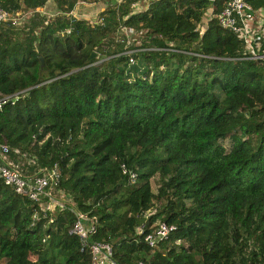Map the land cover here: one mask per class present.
Returning a JSON list of instances; mask_svg holds the SVG:
<instances>
[{"label": "trees", "instance_id": "trees-1", "mask_svg": "<svg viewBox=\"0 0 264 264\" xmlns=\"http://www.w3.org/2000/svg\"><path fill=\"white\" fill-rule=\"evenodd\" d=\"M46 1L0 0L21 15L0 21V144L24 173L56 162L67 199L46 208L0 178V264H92L75 209L118 264H263L264 58L220 25L223 0ZM81 1L102 20L71 19ZM162 220L175 228L149 245Z\"/></svg>", "mask_w": 264, "mask_h": 264}, {"label": "built area", "instance_id": "built-area-1", "mask_svg": "<svg viewBox=\"0 0 264 264\" xmlns=\"http://www.w3.org/2000/svg\"><path fill=\"white\" fill-rule=\"evenodd\" d=\"M133 5L136 9L142 7V4L138 1ZM259 9L253 8L248 0H223L222 8L216 14L220 25L232 30L243 41L250 58H264V51L259 50L258 42L259 36L264 32V18H260L257 15V10ZM68 16L72 19L76 15L71 11ZM4 20H10L11 23L17 24L21 21V15L19 13L11 14L8 9L0 4V21ZM101 20L102 17H99V15L95 19H90L92 22ZM204 25L205 22L202 21L198 28L200 33L204 29ZM69 29L70 25L66 28V31H69ZM127 30L129 31L127 27H122L123 32H127ZM117 38L122 40L121 37L117 36ZM132 50L133 48H129L124 50V52L129 53ZM129 59L133 60L132 57ZM12 97L13 94L0 93V107L6 101L11 100ZM6 151L7 146L0 144V178L6 185L16 193L24 195L31 200L39 202L42 198L47 197V201L55 202L54 206H64V201L60 200L59 202L52 197V191L56 189L61 174L60 167L56 162L51 166L37 167L30 173H24L17 163H13L6 156ZM129 174L131 177L135 175L131 171ZM49 204L45 207L49 208ZM74 213L75 218L69 231L78 236L83 246H87L91 263L118 264L112 257V247L108 241L90 239L96 226L95 217L78 209H75ZM174 228V223L162 220L157 222L150 231L146 232L143 238L149 245H154L159 240L166 238ZM138 229L142 231V226H139ZM133 264H144V261L138 260Z\"/></svg>", "mask_w": 264, "mask_h": 264}, {"label": "crops", "instance_id": "crops-1", "mask_svg": "<svg viewBox=\"0 0 264 264\" xmlns=\"http://www.w3.org/2000/svg\"><path fill=\"white\" fill-rule=\"evenodd\" d=\"M98 3L100 6H97ZM104 2H91V1H81L75 5L72 12L76 14H84L87 15V18L95 19V15L104 7ZM261 9V8H260ZM42 12L47 15H53L57 12V8L54 0H47L43 7L40 8ZM258 12V10H257ZM259 15V14H257Z\"/></svg>", "mask_w": 264, "mask_h": 264}, {"label": "rangeland", "instance_id": "rangeland-1", "mask_svg": "<svg viewBox=\"0 0 264 264\" xmlns=\"http://www.w3.org/2000/svg\"><path fill=\"white\" fill-rule=\"evenodd\" d=\"M99 1V0H98ZM93 2V1H92ZM106 2V0H105ZM137 2V1H136ZM97 6H100V4L98 3ZM258 16L260 18H264V8H261L258 10ZM98 15V13L95 15V17ZM122 34H126L125 36L128 37L130 40H132L134 38V32L132 30H127V32H123L122 31V28L120 30H118V37H122ZM150 183H151V187L154 191H156L157 187H158V184H159V178H158V175L157 173L154 174L152 177H151V180H150ZM52 197L56 199V201H59L60 200L63 202L65 199H67L66 195L64 193H61L60 190H53L52 191ZM54 199V200H55ZM50 203L49 205V208H52L54 206V201L53 202H49V200L45 203V206Z\"/></svg>", "mask_w": 264, "mask_h": 264}, {"label": "water", "instance_id": "water-1", "mask_svg": "<svg viewBox=\"0 0 264 264\" xmlns=\"http://www.w3.org/2000/svg\"><path fill=\"white\" fill-rule=\"evenodd\" d=\"M76 16L82 17V18H87V15H84V14H76ZM95 54H96V52L95 51H92L91 54L89 55V58H91Z\"/></svg>", "mask_w": 264, "mask_h": 264}]
</instances>
